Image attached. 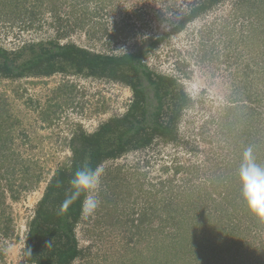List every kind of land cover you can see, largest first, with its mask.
Here are the masks:
<instances>
[{
  "label": "rangeland",
  "instance_id": "rangeland-1",
  "mask_svg": "<svg viewBox=\"0 0 264 264\" xmlns=\"http://www.w3.org/2000/svg\"><path fill=\"white\" fill-rule=\"evenodd\" d=\"M13 1L19 8H0L1 47L13 51L57 39L112 55L147 51L143 63L155 74L176 78L190 99L175 142L156 140L100 166L101 206L94 216H81L75 230L81 256L72 264H170L174 253L187 264H264L260 219L246 215L235 192L233 206L223 200L255 138L249 145L246 135L237 139L236 132L246 125L249 135L264 131V20L247 12L264 0H220L175 34L168 33L202 0ZM259 24L262 30L256 32ZM254 31L263 34L258 39ZM131 100L126 85L107 79L61 74L0 79L2 112L12 124L9 143L0 142L5 151L0 154V264H24L27 224L46 181L68 163L73 133L78 127L94 133L123 115ZM9 163L14 175L7 172ZM117 168L119 180H104ZM21 169L42 179L14 201L8 181L15 180L17 192ZM177 203L191 210L179 223L200 225L195 237L206 235L202 224L208 217L222 221V230L231 234L225 238L229 249L217 259L200 248L183 251L188 235L178 228L177 216L172 219Z\"/></svg>",
  "mask_w": 264,
  "mask_h": 264
},
{
  "label": "trees",
  "instance_id": "trees-1",
  "mask_svg": "<svg viewBox=\"0 0 264 264\" xmlns=\"http://www.w3.org/2000/svg\"><path fill=\"white\" fill-rule=\"evenodd\" d=\"M219 1L202 0L195 3L168 34L183 30L187 23L207 13ZM2 4L5 7L9 4V9L11 6L13 9L19 8L13 0H0L2 12L5 9ZM262 6L253 8L254 10L247 9V12L254 15L259 22L264 20V5ZM261 26L259 24L255 31L258 32L259 28L262 30ZM255 31L253 36L259 39L258 36L263 33H255ZM165 37H168L167 34L153 41L147 50L154 49ZM146 52L138 51L122 55L98 53L73 43L61 44L57 39L27 43L13 51L0 46V79L16 81L54 74L79 75L120 82L132 92V100L123 115L111 118L92 134L85 133L80 127L73 133L69 141L68 163L57 168L46 181L42 197L37 202L27 224L23 248L24 264H72L81 256L75 233L82 216L80 203L76 202L64 210L61 209V204L69 188V180L86 157L91 158L93 167L100 168L107 161L117 160L129 152L146 149L156 140L163 143L176 141L177 125L182 111L190 104V99L176 78L155 74L143 63ZM3 108L0 104V142L6 145L11 139L9 132L12 124L8 123L2 112ZM248 128L249 126L246 125L245 131L236 132L237 139L246 135L245 141L250 145L248 141L255 137L251 145L253 157L258 165L264 167V139H262L264 131L258 137L259 134L256 133L249 135L251 132ZM3 146L0 147V154L5 152ZM2 156L6 161L12 159V156ZM11 165L9 163L7 172L13 173L15 166ZM119 170L117 168L115 175L113 171L107 173V178L104 180L107 182L119 180ZM19 177L21 179H18L20 183L17 192L13 187L15 180L8 181L11 199L14 201L19 198L21 192H29L37 187L42 179L40 175L33 176L23 169L20 170ZM230 179V184L225 188L227 197L223 200L233 206L231 196L235 192L234 199L242 200L246 215L251 219H260L264 226V219L255 216L247 208L242 197L240 175L232 176ZM180 203L175 204L176 209L172 219L177 216L178 228L183 229L188 235L187 239L181 242L184 245L182 250L192 253L200 248L211 252L212 259L219 258L218 255L224 254L229 247L225 245V238L229 235L231 237L230 233L222 230V221L216 222L214 218L208 217L202 224L206 229V235L195 237V229L200 228V225L185 224L183 221L179 223L180 220L188 218L191 211L181 210ZM50 241H52L51 246L47 247ZM28 249H31V255L28 254ZM245 256L248 257L247 254ZM168 259L171 260L170 264H177L178 261L187 264V260L179 258L176 253Z\"/></svg>",
  "mask_w": 264,
  "mask_h": 264
},
{
  "label": "clouds",
  "instance_id": "clouds-1",
  "mask_svg": "<svg viewBox=\"0 0 264 264\" xmlns=\"http://www.w3.org/2000/svg\"><path fill=\"white\" fill-rule=\"evenodd\" d=\"M242 197L248 210L255 216L264 219V167L258 165L253 157L252 149H246L244 162L240 168ZM69 188L61 209H67L79 202L81 214L86 217L94 216L101 206L100 190L102 175L99 167H93L91 158L86 157L78 166L69 180ZM52 241L47 244L51 246ZM31 255V249H28Z\"/></svg>",
  "mask_w": 264,
  "mask_h": 264
}]
</instances>
